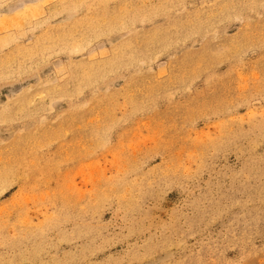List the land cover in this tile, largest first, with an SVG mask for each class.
Returning a JSON list of instances; mask_svg holds the SVG:
<instances>
[{
  "label": "rangeland",
  "instance_id": "rangeland-1",
  "mask_svg": "<svg viewBox=\"0 0 264 264\" xmlns=\"http://www.w3.org/2000/svg\"><path fill=\"white\" fill-rule=\"evenodd\" d=\"M0 264H264V0H0Z\"/></svg>",
  "mask_w": 264,
  "mask_h": 264
}]
</instances>
